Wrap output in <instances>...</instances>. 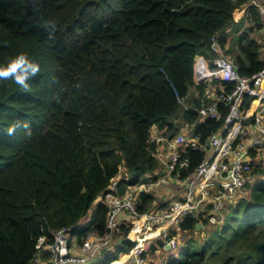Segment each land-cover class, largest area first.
<instances>
[{"label":"trees","instance_id":"trees-1","mask_svg":"<svg viewBox=\"0 0 264 264\" xmlns=\"http://www.w3.org/2000/svg\"><path fill=\"white\" fill-rule=\"evenodd\" d=\"M250 1L0 0V66L27 53L41 67L28 91L0 82V264H30L37 239L51 241L56 229L66 228L77 242L90 231L103 235L108 209L100 197L119 169L132 184L157 178L154 124L172 134L175 119L192 123L201 140L221 126V119L181 111L178 100L193 87L196 56H214L213 35L240 75L262 68L260 45L250 36L261 13ZM243 8L251 25L232 45L234 16ZM192 102L197 108L198 99ZM14 121L30 132L8 135ZM186 155L182 176L204 153L189 148ZM260 159L252 161L238 200L225 207L232 216L198 229L186 217L178 247L163 264H264ZM139 197V211L154 201L151 193ZM127 231L101 264L134 245Z\"/></svg>","mask_w":264,"mask_h":264},{"label":"built area","instance_id":"built-area-1","mask_svg":"<svg viewBox=\"0 0 264 264\" xmlns=\"http://www.w3.org/2000/svg\"><path fill=\"white\" fill-rule=\"evenodd\" d=\"M250 3L261 13L257 41L262 68L250 76L240 75L231 59L225 56L216 35L209 41L214 56L197 55L192 66L193 87L204 85L201 92L196 90L194 96L199 105L192 109L199 119H221V126L204 140L193 131L194 124L179 119L174 121L177 130L172 134L155 124L149 130V140L154 143L158 161L154 181L160 180L164 168L168 176L184 188L170 191L172 199L166 196L160 203L153 194L154 181L132 184L131 177L121 167L100 197L108 209L104 234L90 231L77 242L66 228L56 229L51 241L44 236L37 239V251L30 264H42L46 254L47 264H101L106 251L109 254L113 245L119 243L114 237L123 227H128L125 240L134 245L109 264H150L151 245L176 251L181 235L172 232V225L179 226L186 217L196 219L201 226L203 222L213 226L224 220L220 211L238 200L252 170V161L264 151V139L253 135L250 128L253 125L264 136V3L262 0H251ZM178 103L181 111L190 109L184 104V98ZM189 148L204 155L191 173L182 176L190 163L186 155ZM119 183L125 184L123 190ZM141 192L154 196L152 204L143 211H139ZM69 240L77 245V253L70 249Z\"/></svg>","mask_w":264,"mask_h":264},{"label":"rangeland","instance_id":"rangeland-1","mask_svg":"<svg viewBox=\"0 0 264 264\" xmlns=\"http://www.w3.org/2000/svg\"><path fill=\"white\" fill-rule=\"evenodd\" d=\"M243 9H241L238 12V14L236 16H234L235 30L231 29V31H230V35L233 37L232 45H234L236 43V38H237L238 34L243 33V32H247L249 30L250 25H251L250 22L246 19L245 9L243 12H241ZM250 36L257 40L260 37V34H259V32H257V29H256V30L251 32ZM210 56L211 55H206L207 58H210ZM195 92H196V90L193 87H191L189 89L188 93L184 97V104L187 105L188 108H190V109H192V107H193L192 101H193V98H195V96H194ZM250 128L253 130V135H256L258 138H260L262 140L264 139V136L260 135L253 125L250 126ZM257 157L261 158L260 160L264 161V151H261ZM152 184H153L152 188L155 189V192L153 193L154 195H156V188H157L160 196H167L169 198L171 197L170 191H176L177 192V191L184 188L183 184H180L176 180L170 178L167 174L166 169H164V168H162L160 180L154 181ZM171 199L172 198H170V200ZM219 215H222L224 217V219H227L228 217L232 216V212L229 211L228 213H226V210L223 209L220 211ZM171 230L177 236L184 234L178 225H172ZM116 235H118V234H116ZM69 246L73 252H76V253L78 252V247L74 243L73 240H69ZM113 246L118 248V245H116V244H114ZM108 252L109 251H106V255L108 254ZM173 253H175V252L169 251V250H166L165 253L160 254V255H158L157 252H154L151 254L152 259L150 257V264H163L164 261L168 257H170V255ZM120 254H122V252H120ZM120 254H119V256H120Z\"/></svg>","mask_w":264,"mask_h":264},{"label":"clouds","instance_id":"clouds-1","mask_svg":"<svg viewBox=\"0 0 264 264\" xmlns=\"http://www.w3.org/2000/svg\"><path fill=\"white\" fill-rule=\"evenodd\" d=\"M52 36L49 34V39ZM41 71L38 63L29 59L27 53H20L6 64L0 66V82L11 81L20 88L28 91L30 89L29 81L36 77ZM23 128L30 132L29 126L20 121H14L8 128V135H15L17 130Z\"/></svg>","mask_w":264,"mask_h":264},{"label":"crops","instance_id":"crops-1","mask_svg":"<svg viewBox=\"0 0 264 264\" xmlns=\"http://www.w3.org/2000/svg\"><path fill=\"white\" fill-rule=\"evenodd\" d=\"M255 1H257V0H255ZM211 57V56H210ZM125 185V184H124ZM120 188V187H119ZM166 196H160V194H159V191L156 193V195H155V200L158 202H160V201H162L164 198H165ZM161 203V202H160ZM121 238H122V234H121V231H119V234L118 235H115V238H114V240H116V242L118 241V242H120V240H121ZM165 251L166 250H162V249H157V248H155V250L153 251V252H151V253H154V252H157L158 253V255H160V254H163V253H165ZM162 252V253H161ZM174 254V253H173ZM173 254H171L170 255V257L171 256H173ZM45 257H46V260H44L43 262H42V264H47V254L45 255ZM120 257V256H119ZM118 257V258H119ZM117 258V259H118ZM151 259H152V257H151Z\"/></svg>","mask_w":264,"mask_h":264},{"label":"water","instance_id":"water-1","mask_svg":"<svg viewBox=\"0 0 264 264\" xmlns=\"http://www.w3.org/2000/svg\"><path fill=\"white\" fill-rule=\"evenodd\" d=\"M200 226H201V224L198 222V223H196V225H195V229H198V228H200Z\"/></svg>","mask_w":264,"mask_h":264}]
</instances>
